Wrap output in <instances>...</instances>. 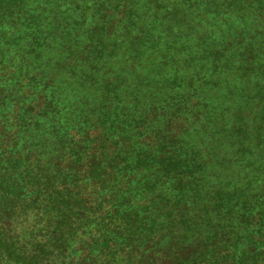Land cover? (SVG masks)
<instances>
[{
  "label": "trees",
  "instance_id": "1",
  "mask_svg": "<svg viewBox=\"0 0 264 264\" xmlns=\"http://www.w3.org/2000/svg\"><path fill=\"white\" fill-rule=\"evenodd\" d=\"M0 264H264V0H0Z\"/></svg>",
  "mask_w": 264,
  "mask_h": 264
}]
</instances>
